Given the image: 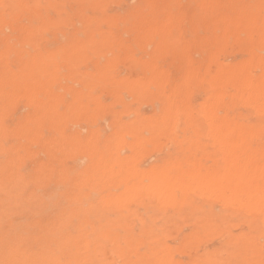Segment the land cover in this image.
Returning <instances> with one entry per match:
<instances>
[{
    "label": "rangeland",
    "instance_id": "obj_1",
    "mask_svg": "<svg viewBox=\"0 0 264 264\" xmlns=\"http://www.w3.org/2000/svg\"><path fill=\"white\" fill-rule=\"evenodd\" d=\"M0 9V264H264V230L249 222L199 227L137 190L118 212L103 211L102 190L82 171L94 148L134 155L143 171L190 139L195 151L201 44L215 31L199 0H6ZM243 41L229 36L219 58H242ZM164 106L173 117L152 126ZM113 182L107 189L121 192Z\"/></svg>",
    "mask_w": 264,
    "mask_h": 264
},
{
    "label": "bare ground",
    "instance_id": "obj_2",
    "mask_svg": "<svg viewBox=\"0 0 264 264\" xmlns=\"http://www.w3.org/2000/svg\"><path fill=\"white\" fill-rule=\"evenodd\" d=\"M5 1L0 0V8ZM199 10L208 26L215 29L213 36L201 44V101L198 117L192 122L194 132L189 134L195 140L199 136V145L191 152L194 140L190 139L185 151L161 157L144 171L136 167L138 158L134 155L110 156L103 150H86L89 161L82 168L87 173L85 182L102 190L96 205L103 211L118 212V207L130 201V191L135 195L137 190L145 192L144 202L152 209L176 206L175 212H189L201 219L199 227L236 219L249 222L253 231L261 232L264 0H226L223 4L199 0ZM3 18L0 9V22ZM229 36L244 39L237 43L244 54L238 60L224 62L218 54L226 48ZM157 85L163 88L162 81ZM169 99L164 94L165 105H169ZM170 112L164 106L161 116L152 119V126L159 127L169 115L173 117ZM85 140L90 143L91 137ZM113 181L123 182L121 192L107 189ZM133 198L130 196L135 201Z\"/></svg>",
    "mask_w": 264,
    "mask_h": 264
}]
</instances>
